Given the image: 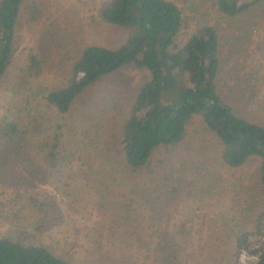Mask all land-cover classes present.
Here are the masks:
<instances>
[{"label":"trees","instance_id":"16d2710c","mask_svg":"<svg viewBox=\"0 0 264 264\" xmlns=\"http://www.w3.org/2000/svg\"><path fill=\"white\" fill-rule=\"evenodd\" d=\"M191 1L209 2L215 23H200L185 43L178 40L184 8L174 0H109L99 19L122 33L116 45L73 42L69 49L71 37L48 26L45 42L31 48L15 77L14 99L0 116V189L25 196L37 222L0 235V264H117L109 257L78 262L36 241L61 222L57 192L70 197L74 182L84 186L98 177L103 184L128 186L131 194L124 192L119 204L128 211L148 206L150 195L159 198L164 190L175 200L192 168L184 147L204 135L217 140L220 162L228 168L255 162L263 210L254 228L237 236L233 264H264V120L232 104L220 82L221 29L237 27L249 36L264 19V0ZM25 2L0 0V80L14 61ZM27 13L34 22L43 16L37 4L28 5ZM129 69L138 80L124 94H100L102 115L90 116L80 101L84 93ZM49 183L56 192L40 190ZM129 216L136 214L126 215V222L143 226Z\"/></svg>","mask_w":264,"mask_h":264},{"label":"rangeland","instance_id":"374dc122","mask_svg":"<svg viewBox=\"0 0 264 264\" xmlns=\"http://www.w3.org/2000/svg\"><path fill=\"white\" fill-rule=\"evenodd\" d=\"M107 1L26 0L16 32L14 61L9 73L0 80V116L7 112L14 99L15 77L25 65L31 48L45 42L41 36L48 26L62 38L71 37L69 49L73 42L116 45L122 33L99 19ZM174 1L184 8L180 43H185L200 23H215L209 2ZM31 4H37L43 11L38 22L29 19L27 6ZM221 30L220 82L224 95L246 115L264 120V19L259 20L249 36L237 27L233 32V27L228 25ZM244 40L247 47H243ZM134 79L138 80L136 71L124 70L86 91L80 101L87 103L85 107L90 116L99 117L102 103L96 98L100 94L111 96L113 92L124 94ZM198 138L193 137L184 147L182 155L192 168L184 172L186 182L177 199L164 190L159 198L151 194L152 202L148 206H139L136 210L131 207L128 211L119 205L125 200L124 192L131 194L128 186L107 180L103 184L98 177L83 181L84 186L77 180L73 183L72 196L57 192L61 222L37 236L36 241L47 243L78 262L109 257L117 264H233L237 236L252 230L263 210L262 197L257 191V168L254 161L240 169L228 168L220 162L217 140L208 135ZM192 177H199L203 182ZM236 180L238 183H233ZM39 187L42 191H57L51 183ZM17 193H4L0 189V235L13 233L18 226L27 225L32 229L30 226L37 222L26 210L25 196ZM132 213L136 216L129 218L141 220L143 226L126 222L125 216ZM125 230L128 236L124 235ZM133 231L135 236L129 237ZM143 238L148 241H142Z\"/></svg>","mask_w":264,"mask_h":264}]
</instances>
